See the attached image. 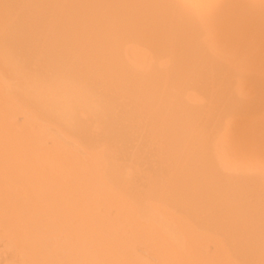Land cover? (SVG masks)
I'll list each match as a JSON object with an SVG mask.
<instances>
[{"label":"bare ground","instance_id":"1","mask_svg":"<svg viewBox=\"0 0 264 264\" xmlns=\"http://www.w3.org/2000/svg\"><path fill=\"white\" fill-rule=\"evenodd\" d=\"M0 264H264V0H0Z\"/></svg>","mask_w":264,"mask_h":264}]
</instances>
